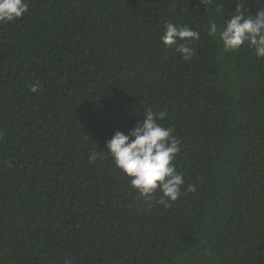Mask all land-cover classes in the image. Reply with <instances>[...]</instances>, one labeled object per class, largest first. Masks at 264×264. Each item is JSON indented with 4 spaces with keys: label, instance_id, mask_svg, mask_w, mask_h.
<instances>
[{
    "label": "trees",
    "instance_id": "16d2710c",
    "mask_svg": "<svg viewBox=\"0 0 264 264\" xmlns=\"http://www.w3.org/2000/svg\"><path fill=\"white\" fill-rule=\"evenodd\" d=\"M27 3L0 24V264H264V58L208 34L237 0ZM167 23L200 33L190 60ZM148 108L181 140L169 207L106 148Z\"/></svg>",
    "mask_w": 264,
    "mask_h": 264
},
{
    "label": "clouds",
    "instance_id": "9594fccd",
    "mask_svg": "<svg viewBox=\"0 0 264 264\" xmlns=\"http://www.w3.org/2000/svg\"><path fill=\"white\" fill-rule=\"evenodd\" d=\"M216 0H201L207 8ZM247 0H237L236 13L230 21L218 30L215 22H210L208 34L218 36L225 51H238L247 46L253 50L258 59L264 58V9H259L253 17L245 14ZM216 11L223 14L216 6ZM28 12L27 0H0V24L20 19ZM200 33L189 26L165 25L161 42L166 47H175V51L185 61L190 60L195 50L191 41L199 39ZM30 91L36 93L38 85H30ZM167 113H154L151 108L144 111V119L136 127L124 134L115 132L106 142L111 161L128 179L130 186L141 198H148L160 191L159 201L165 207L177 201L182 195L184 185L182 173H178L175 158L181 150V140L173 135L171 127L162 126L159 121ZM95 160V155L92 156ZM187 191H195L189 185ZM65 264H68L66 261Z\"/></svg>",
    "mask_w": 264,
    "mask_h": 264
}]
</instances>
